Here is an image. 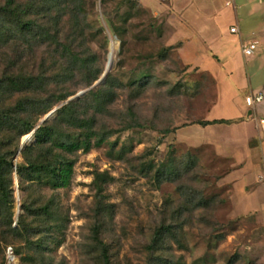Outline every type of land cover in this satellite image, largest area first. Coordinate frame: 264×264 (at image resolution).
Instances as JSON below:
<instances>
[{"label":"rangeland","instance_id":"374dc122","mask_svg":"<svg viewBox=\"0 0 264 264\" xmlns=\"http://www.w3.org/2000/svg\"><path fill=\"white\" fill-rule=\"evenodd\" d=\"M6 4L0 0V9ZM15 7L24 21L47 25L79 62L0 12V116H6L0 155L14 164L7 181L11 196L0 202V264H104L97 239L110 264H264V215L234 209L232 187L222 182L231 161L205 141L214 133L195 124L213 109L216 82L165 50L150 11L132 8L128 0H15ZM112 44L111 78L97 85ZM23 77L39 80L28 90L11 89L10 80ZM80 92L85 94L70 100ZM90 92H99L102 109ZM68 94L74 95L53 110L82 99L78 113L95 117L97 131L114 134L86 154L67 155L76 161L69 188L21 184L18 167L42 160L48 150L32 147L34 139L21 150L19 121L36 128L51 124L56 114L45 122L49 113L40 114ZM47 204L57 225L50 233L42 218L25 211ZM18 223L21 232L13 231ZM163 227L174 234L156 245Z\"/></svg>","mask_w":264,"mask_h":264},{"label":"crops","instance_id":"0c3cea01","mask_svg":"<svg viewBox=\"0 0 264 264\" xmlns=\"http://www.w3.org/2000/svg\"><path fill=\"white\" fill-rule=\"evenodd\" d=\"M139 1L163 24L166 46L177 47L182 63L216 82L217 101L203 121L226 122L197 126L214 133L205 141L231 161L222 182L232 187L234 209L264 215V99L254 107L245 101L264 96V0ZM235 25L238 35L230 33ZM249 42L258 48L246 58L241 46Z\"/></svg>","mask_w":264,"mask_h":264},{"label":"trees","instance_id":"16d2710c","mask_svg":"<svg viewBox=\"0 0 264 264\" xmlns=\"http://www.w3.org/2000/svg\"><path fill=\"white\" fill-rule=\"evenodd\" d=\"M128 3L132 8L137 9H146L140 1L128 0ZM149 11V10H148ZM3 17L8 18H16L17 26L27 35H34L38 38H41L44 42H52L57 44L59 47H62L64 51L69 54L70 59L73 62H79L77 57L73 55L71 49L61 43L58 38V35H54L50 28L47 25L39 24L34 19H29L24 21L17 14V10L15 7V0H7V4L0 9ZM151 13V12H150ZM152 15V14H151ZM152 17L158 22L159 32L161 35H164V26L159 21L158 18ZM114 33L122 40V36L114 30ZM177 47H168L165 50L168 51H176ZM179 57V56H178ZM100 76V75H99ZM99 76H95L94 79L90 80L87 84V87L91 86L96 80H98ZM106 85L111 78V74L107 76ZM38 78L34 77H23L19 79H11L9 82V86L11 89L17 91H24L32 88L36 83H38ZM102 88V87H101ZM74 94L64 95L57 100V102L53 105H48L44 111L40 114V118H43L46 114L53 111L57 104L66 102L70 97ZM90 96H92L95 100L94 103L98 106L97 109H102V101L101 96H99V92L92 93L90 92ZM89 96L87 95L85 98L87 99ZM84 98V99H85ZM81 100L77 102H68L63 105L60 109L56 110V116L54 120H52L48 124L47 122L36 128L35 125H32L24 120H20V126H22L23 132L21 136L29 135L33 131H35L34 135V143L32 147L44 149L47 148V154L42 160L38 161H29L27 166L22 168L18 167V176L23 182H39L49 187L52 190H60L69 188L73 179L74 174V166L76 164L75 159H72L69 156H73L78 152H82L86 154L90 152L93 148H99L104 145L111 134H114V131H104L100 132L96 130V120L95 117H89L88 115H80L78 113V107L81 104ZM21 106V105H20ZM6 118L5 115L0 116V124L4 122ZM7 120V119H6ZM226 121H203L197 122L195 124L201 126H208L218 123H225ZM7 123H9L7 121ZM18 123V124H19ZM63 127L72 128L81 132L79 138L73 137L70 133L66 132ZM31 147H28L22 151V154L25 156L26 153L30 150ZM58 151L59 153H55ZM14 168V164L12 161L8 160V157L0 155V202L6 203L11 196L10 191L8 189L7 181L9 174H12ZM102 175H97L95 182H99ZM100 185H98L99 187ZM99 192L101 188L99 187ZM200 204H207V201L201 200ZM25 211L28 214L35 216L36 218L43 219V226L45 227L48 233L53 232L56 225L55 221V213L51 209V205L47 204L43 207H39L36 209L25 208ZM13 218H11V223H13ZM22 223H18V227H15L13 231H20ZM24 229V228H23ZM173 229L171 227H163L161 230L155 235L154 244L157 245L162 238L166 235H173ZM95 235L98 236V231H95ZM99 248L101 250V258L104 264H110V258L108 255V250L106 246L97 239ZM12 251L15 255V250L13 247ZM38 249L43 248L42 244L37 246Z\"/></svg>","mask_w":264,"mask_h":264},{"label":"built area","instance_id":"2783aa9c","mask_svg":"<svg viewBox=\"0 0 264 264\" xmlns=\"http://www.w3.org/2000/svg\"><path fill=\"white\" fill-rule=\"evenodd\" d=\"M226 5L227 6H233L234 5V0H227L226 1ZM230 33L234 34V35H238L239 34V29L238 27L232 26L230 28ZM242 53L243 56L246 58L252 57L254 55V53L256 52L258 45L257 43L254 42H249V43H243L242 46ZM264 99V96L262 94H257V95H250L248 97H246L245 101L246 104L250 107H254L255 105L261 103ZM259 126L261 128V130L264 132V119L259 120ZM263 169H264V165H263ZM8 254L10 256L13 255V251L11 248L8 249Z\"/></svg>","mask_w":264,"mask_h":264},{"label":"water","instance_id":"95a60500","mask_svg":"<svg viewBox=\"0 0 264 264\" xmlns=\"http://www.w3.org/2000/svg\"><path fill=\"white\" fill-rule=\"evenodd\" d=\"M112 67H113V59H112V54L110 53V55H109V60H108L107 66H106V70H105V72H104L102 78L98 81L97 85H101V84H103V83L105 82V80H106L108 74H109V73L111 72V70H112ZM84 94H85V92H80L77 96L71 98L70 100H78V99H79L80 97H82ZM56 110H57V109H55V110H53L52 112H50V113L45 117V119H44L43 122H45V121H47V120L53 118V117L55 116V114H56ZM34 135H35V131H33L32 134L30 135L31 137H30L29 142H23V143H22L21 150H22V149H23L28 143H30V142L34 139Z\"/></svg>","mask_w":264,"mask_h":264},{"label":"bare ground","instance_id":"6f19581e","mask_svg":"<svg viewBox=\"0 0 264 264\" xmlns=\"http://www.w3.org/2000/svg\"><path fill=\"white\" fill-rule=\"evenodd\" d=\"M110 53L112 54V59H113V55H114V45L112 44L111 45V47H110ZM110 53H109V55H110ZM108 60H109V57H108ZM31 134H29V135H26V136H23V138H22V143L23 142H29V140H30V136Z\"/></svg>","mask_w":264,"mask_h":264}]
</instances>
